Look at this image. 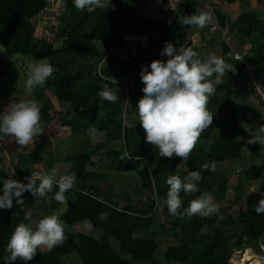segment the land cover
Instances as JSON below:
<instances>
[{
	"label": "trees",
	"instance_id": "1",
	"mask_svg": "<svg viewBox=\"0 0 264 264\" xmlns=\"http://www.w3.org/2000/svg\"><path fill=\"white\" fill-rule=\"evenodd\" d=\"M181 2L185 15L192 14L198 7V0ZM240 2L222 0L220 8L224 11L226 22L237 24L240 35L249 37L256 29L257 20L252 13L241 11ZM111 3L121 5L110 12L98 14L89 32L63 34L64 15L70 14L69 19L73 22L83 13L75 8L68 12L65 0H0V55L1 50L8 56L19 55L22 68L20 71L19 66H13L5 73L0 61V82L3 81L8 87L25 85V81L20 80L21 74L28 73L30 63L42 59L56 69L43 87H36L30 94L53 88L55 98L70 105L67 115L62 112L47 115L48 121L43 127V134L51 143L53 157L68 165L66 174H70L74 168L82 171L76 174V187L66 193V209L60 218L69 226L87 221L93 228L100 229L102 234L94 238L79 232L65 231L66 239L61 245L51 251L38 250L35 258L27 264H57L61 257L70 255L76 256L80 264H158L155 254L160 251L161 245L152 237H137L135 232L152 230L158 215H150L155 203L154 196L157 200L167 198V176L180 174L172 170L169 158L159 156V150L144 140L145 133L135 111V95L127 93L123 86L98 79L94 70L105 54L99 51L98 46L105 50H126L129 60H118V71L102 67L101 73L108 79L115 82L122 80L125 82L122 84L128 85L126 82L134 79V70L139 65L167 59V56L160 55L164 42L156 41L158 30L175 34L189 26L181 27L178 19L164 10H161L164 18L155 23L146 18L142 10L132 9L117 0H111ZM198 41L199 36L195 35L188 46L197 45ZM222 49L223 54H227L228 47L224 45ZM85 58H91L94 62L90 64L87 60L83 61ZM102 84L120 97L116 103L98 97L97 93L103 89ZM13 102L11 98H5L0 105V114ZM73 118L80 120L86 131L84 134L78 133ZM237 119L233 111L227 112L216 126L219 132L216 143L211 144L207 151L200 145L196 146L188 161L184 162L185 170L181 177L187 175L189 170H197L201 172L202 179L198 182L196 193H180L182 209L203 192L202 185L210 182L215 174L203 169V164L231 161L240 156L243 144L238 138ZM92 127L99 132L112 128L111 137L102 146L105 166L115 172L135 174L139 185L137 195L140 197L147 193L151 196V204H148L146 210L141 211L129 205L119 209L105 198L102 189L94 185L85 186L84 183L90 179L107 178L86 171V167L96 164L90 162L88 152H81L79 144L83 147L84 140L89 143L88 129ZM210 134L211 131L207 129L199 139L209 140ZM67 139L71 140L70 154L66 153ZM20 147L11 138L0 137V195H3L5 181H25L24 178L28 176L21 173L16 164L21 154ZM6 158L18 179L6 168ZM260 187L264 191V184ZM259 198L257 193H250L246 200V210L240 212L237 219L172 217L166 203H161L164 218L172 221L179 232L178 242L169 246L162 256L179 264H229L232 255L231 238L225 234L224 227L236 223L253 235L254 245L245 248L260 251L259 239L264 238V215H257L254 211ZM57 206V203L50 205L53 210ZM37 210L33 208L31 215L34 222L28 224L29 214L22 203H16L15 198L10 209H0V264H8L5 259L8 253L4 249L15 227L21 222L34 227L40 217ZM102 214L106 219L101 218ZM203 228L208 231L203 233ZM231 259V263L235 264V255ZM14 264L25 262L17 260Z\"/></svg>",
	"mask_w": 264,
	"mask_h": 264
},
{
	"label": "clouds",
	"instance_id": "2",
	"mask_svg": "<svg viewBox=\"0 0 264 264\" xmlns=\"http://www.w3.org/2000/svg\"><path fill=\"white\" fill-rule=\"evenodd\" d=\"M180 3L181 0H171L170 9L178 14L181 27L204 28L211 21V14L206 11L183 14L179 8ZM72 4L75 9L88 13L113 7L111 0H72ZM160 55L167 56V60H153L140 70L143 96L137 101L135 111L145 133L144 140L159 150V156L169 159L179 157L187 162L201 134L213 122L214 113L207 107L210 98L217 92V86L223 82L222 78L229 71L234 73L236 69L216 53L202 58L192 47L177 48L169 42H165ZM55 70L51 63L43 59L30 63L25 80L27 92L30 94L36 87H43ZM97 95L109 103H116L120 99L107 85ZM41 111L35 99H20L11 103L0 114V137L11 138L21 147L33 145L44 132L40 123ZM243 128L249 137L246 144L264 146V124L255 130ZM88 134L95 139L96 129L89 128ZM202 168L216 171L215 162L205 163ZM24 179L27 183L14 179L4 182L0 209H10L13 198L16 203H22L25 191L30 192L36 202L40 198L47 200L48 193L54 187L58 191L54 193L53 199L57 203L66 204V193L73 189L76 174H61L53 167L33 172ZM201 179V172L197 170H189L183 177L175 174L167 176L166 184L169 188L165 203L172 217L207 218L219 214L220 205L214 202L209 192H203L182 209L180 193H196ZM261 184L264 181H258L251 188V192L260 196L254 205L257 215H264V191H261ZM101 218L106 219V216L102 214ZM66 227V223L56 214L43 216L35 222L34 227L19 223L5 246L4 250L8 253L6 262L14 264L21 260L27 264L35 258L38 250L51 251L66 239Z\"/></svg>",
	"mask_w": 264,
	"mask_h": 264
},
{
	"label": "crops",
	"instance_id": "3",
	"mask_svg": "<svg viewBox=\"0 0 264 264\" xmlns=\"http://www.w3.org/2000/svg\"><path fill=\"white\" fill-rule=\"evenodd\" d=\"M118 2H124L129 5L132 9L135 10H142L145 14V17L148 18L151 21H154L155 23L159 22L164 18L161 10L166 11L168 14H172L174 17L178 19L177 16L174 15L173 12H171L167 5L171 4V0H117ZM242 2L245 0H241ZM257 3L264 1V0H256ZM164 2V3H163ZM240 2L239 7L242 12L245 8L244 5ZM199 6L196 8L194 12H200V11H206L211 14V21L204 27V28H197L195 26L186 28L183 32L185 38V41L182 42L181 46L183 47H192L195 51L199 52L201 54V57H206L207 55H211L213 53H216L223 57V59L228 62L232 63L236 71L233 73L229 71L225 77L222 78L223 82L217 86V92L215 95H213L210 98V102L207 105L208 110L213 115V122L209 126V130L211 131L210 139L209 140H201L199 139L196 146H201L207 151L209 149V146L211 144L216 143L219 132L217 129V125L225 118L226 113L233 111L234 114L237 116V122H238V130H239V140L242 142V150L241 154L238 158L233 160H226L221 163H215L216 165V171L214 172V176L216 177V180H210L211 182H207L204 185H202L201 189L203 192H209L212 194L214 198V202L220 205V210L218 215H213L214 217H222L224 219L227 218H234L237 219L240 212H244L246 210V200L247 197L251 192L252 186H254L258 181H264V169H262L263 163H264V146H259L258 144H246V140L249 138L248 133L244 131L243 127H247L249 129L255 130L259 125L264 124V113L262 108L259 106V104L256 102L254 98H252L247 91L245 90V86L248 82L249 75H253L257 78V81L261 82L264 85V20L259 22L257 20V26L256 29L252 32V34L249 37H243L238 32L239 26L237 24H228L225 19L224 11L220 8V5L222 3V0H198ZM182 2L179 5V8L182 11ZM253 7V6H252ZM252 7H250V12L245 13H252L254 16L256 15V12L254 9L252 10ZM256 18V17H255ZM236 25V28L233 30V34H239L238 38H234V40L231 41L230 32L228 26ZM228 33V37L230 38V41L228 44H225L223 42V31H226ZM199 36L198 44L196 45H189V41L195 36ZM228 47L227 54H223L222 46ZM175 46V45H174ZM180 46V47H181ZM177 47V46H175ZM179 48V46H178ZM99 51L105 52H118L119 54H122L126 58L128 57V51H118V50H112L107 49L105 50L104 47L98 46ZM237 53L239 56H241V61H236L233 59V53ZM115 57V56H114ZM110 58L106 66L104 68H114L116 71L119 70V62L115 58ZM93 61L91 58H85L82 59L83 61ZM19 55L16 56H8L6 55L3 50H1L0 55V61L3 64V70L4 72H8L13 66H17L16 62L19 61ZM165 59L164 61H166ZM147 64H141L134 70V79L131 81V92L135 96L134 106L136 107L137 101L143 96L142 88L144 87L143 83L140 80V70L142 66H146ZM109 66V67H108ZM150 70V69H149ZM137 73V74H136ZM137 76L138 79L135 77ZM13 87V86H12ZM17 87V86H16ZM5 88H8L6 83L3 81L0 82V105L2 104V101L7 98V92ZM25 89V87L23 88ZM30 99H35L37 102H41V125L42 127L45 126V124L48 121L47 115H52L55 112H62L64 115L68 113L69 111V103L68 102H61L58 101L54 94H53V88H49L45 91H37ZM74 126L76 127L78 133L84 134L86 131L84 127L81 125V122L77 118H73ZM112 128L109 127L105 131L99 132L96 131V139L95 144L91 149L95 150L100 146V149H102L103 142L108 140L112 135ZM98 135L102 139H98ZM242 137L243 139H240ZM39 144L41 145L40 148L42 150V156L53 158L55 161L53 164H45L44 160H41V157L39 155L34 157V154H31L32 159L23 160L24 153L23 147H20L21 154L16 159V164L18 166V169L23 174H29L28 171L36 172V171H43V170H50L53 167H56L59 172L62 171L63 168H65V172L63 174H66V167H68L67 163L61 162L58 158H54L52 155V147L51 143L48 141L47 137L42 133L39 137ZM100 143V144H99ZM25 148V147H24ZM29 149V148H27ZM91 150V151H92ZM97 151V150H96ZM66 153L70 154L69 150V139L66 141ZM94 153H89L88 156L90 158L91 163L98 164L99 166L104 165L105 162L103 161V149L101 151V155L98 156V160H94L96 157L92 158ZM43 161V162H42ZM47 161V160H46ZM103 162V163H101ZM170 166L174 172H182L185 170L184 168V161L181 160L179 157H173L170 159ZM98 166V167H99ZM11 167V166H9ZM89 168L86 167V171H92L100 175H104L106 177H109V181L104 179L101 180H95L90 179L89 181H86L84 184L85 186L94 185L102 189L105 198L114 206H116L119 209H122L124 206H132L136 209H139L141 211L146 210L148 204H151L149 201L151 196L147 193L143 194L142 196H138L137 193L135 195L130 194L131 186L132 189L139 188L138 181L134 183V185L128 186L127 180L120 181L116 179V182L113 183L114 187H118L117 189H120L121 191H126L127 193L131 195L132 199L127 196H121L125 195L118 191H109V183L112 182L113 176H117V178L124 176L125 178L129 177L130 175H135L133 172H115L112 169H110V173L106 174L105 172L96 171L95 169L88 170ZM109 169V168H108ZM11 172V175L15 178L16 175L14 174L12 168L9 170ZM62 173V172H61ZM214 178V177H213ZM18 179V178H17ZM18 181L22 183H26L27 181H22L18 179ZM76 186L73 187V189ZM130 187V188H129ZM127 188L126 190H124ZM58 191V188L54 187L53 191L48 193L47 200L44 198H40L38 202L34 201V197L30 194L24 197L22 194V206L26 210V212L29 214L28 219L32 217L34 222V217L31 215L33 208H37L39 212V219L42 218L45 215L49 214H55L56 211L59 212L60 216L66 209V204H60L57 203L54 199V193ZM201 192V194L203 193ZM112 194V196L119 197V199H113L109 194ZM200 194V195H201ZM136 196V197H135ZM123 197V198H122ZM136 199V200H134ZM154 207L152 208V211L150 212V215L158 214V209L161 211V214L163 212V208L161 207V203H165L166 198H161L159 200L156 199V196H154ZM147 202V203H146ZM57 203L58 206L56 209H51L50 205ZM50 204V205H49ZM62 211V212H61ZM159 215L156 216L158 218ZM210 217V216H209ZM155 221V220H154ZM87 222V221H84ZM82 222V223H84ZM81 224L82 226H78L77 231L73 232H79L84 235L92 236L96 238V235H94L92 232H95L93 230L94 228H90V226H86V224ZM77 225V224H76ZM75 226V225H74ZM74 226H70L73 227ZM232 227V226H231ZM87 228V229H85ZM230 228V227H228ZM153 226V230H154ZM146 230H138L137 232H145ZM155 231V230H154ZM97 233V232H95ZM93 234V235H92ZM259 244H261L260 251L263 253L260 257V259H255L253 261H250L248 263L239 260L236 261L235 264H264V238L259 239ZM252 252V248H250ZM258 251V252H260ZM255 254V253H254ZM258 255V254H255ZM260 256V255H258Z\"/></svg>",
	"mask_w": 264,
	"mask_h": 264
},
{
	"label": "rangeland",
	"instance_id": "4",
	"mask_svg": "<svg viewBox=\"0 0 264 264\" xmlns=\"http://www.w3.org/2000/svg\"><path fill=\"white\" fill-rule=\"evenodd\" d=\"M65 2L67 3L68 12L75 8V7H73L72 0H65ZM242 4L244 5L245 8H248V9H243L244 12H250L251 11L250 7L253 6L252 10L254 9L256 12L258 11L256 13V15H255L256 19H258L259 22L264 20V1H261V2L257 3L256 0H245V1L242 2ZM112 5H113V7H109L107 9H97V10H95L92 13H88L87 11H83V13H80L78 15V18L76 17L73 22L71 21V19H69L70 14L64 15V17H63V30H62L63 34H65V33L85 34V33L89 32L92 29V27L95 25L96 17H97L98 14L110 12L114 8H116L117 6H120L121 4L120 3H112ZM198 6H199V3H198ZM228 28H229V32L231 33L230 34L231 41L234 40V38H238L239 34L238 35L237 34H233V30H234V28H236V25L228 26ZM158 31H159V33H158V38H156V41H158V42L162 41V42H164V44H165V42H169V43H172L173 45L177 46V48H178V46L180 47L182 42L185 41L184 39H186L184 34L180 33V32H177L175 34H168V33L164 32L162 30H158ZM222 39H223V42L225 44H227L226 41L224 40V36H223ZM229 41H230V38H229ZM87 61L90 64L94 62V61H89V60H87ZM108 62H110L109 59H107L105 61L104 66H106V64ZM16 65L19 66V69L21 71L22 68H21L20 60L16 62ZM26 77H27V74H23L22 73L20 80L21 81H25ZM135 78L138 79L137 76ZM116 81H117V83L120 86L122 85V83L125 84V82H122V80H116ZM126 83L129 84L131 82L129 80ZM24 86L25 85H18L17 84V85H15L13 87L5 88V90L7 92V98H11L15 102L20 100V99H30L32 97V95L27 92L26 88L23 89ZM38 103H39L40 106H42L41 102H38ZM97 137H98V139H102L100 137V135H98ZM88 138H89V143H88V141L86 143V140H84L83 141V144H84L83 147H81V144H79L81 152L82 153H85V152L86 153L87 152L88 153H94L92 158L96 157L94 160H98V156L101 155L102 149H100V146L98 147V143H97V148L95 150H92L91 147L96 145L94 140H97V139H96V137H95V139H93L90 135H88ZM40 146L41 145L39 144V140L37 138L34 141L33 145L25 146V148L23 147V150H24V153H22L24 155L23 160H25V158H26V162H27V160L32 159L31 154H34V157L39 155L41 157V160H44L46 165L47 164H53L54 161H55L53 158H51V157L48 158L47 156L46 157L42 156V150H41ZM27 148H29V149H27ZM69 150L71 152V140H69ZM5 163H6V168L8 170H10L11 167H9L10 164H9V161H8L7 158L5 159ZM101 163H103V162H101ZM98 166H99L98 164H96V166H90L88 170L95 169L96 171L98 170V171H101V172H105L106 174L110 173V169H108L107 166H104V165L99 166V167ZM66 169H67V167H66ZM28 172H29V174L32 173V171H28ZM61 172L60 173L63 174V172H65V168H63ZM81 172H82L81 170H77V169L75 170V168L70 171V173H75V174L81 173ZM179 174L181 176L183 175L182 172H179ZM26 175H28V174H26ZM28 176H30V175H28ZM213 177H212V180H216V177L215 176H213ZM110 178H113V180H112V182L109 183V191L121 192V193L125 194V195L121 194V196H123V197L124 196L130 197L131 195H129V192H130V194L133 193V195L136 194L137 189H132V186H131V185H134V183L137 181V178L134 177V175H130L127 178H125L124 176L119 177V178H117V176H113V177H110ZM107 179H109V177H107ZM116 179L120 180V181L127 180L128 186H131V190L127 193L126 191L123 192L120 189H117L119 186L118 187H114L113 183L116 182ZM74 186H76V184H74ZM126 189L127 188H125L124 190H126ZM24 194H23L24 197H26L27 195L28 196L30 195V192L25 191ZM109 195L113 199H119V197L112 196L111 193ZM130 198L132 199V197H130ZM134 200H136V199H134ZM158 212H159L158 213L159 217L155 218V221H154V228H155L154 230L155 231L153 230V227H152V230H147V231L142 232V233L141 232H137V233H135V236L141 237V238H150V237H152L161 245L160 246V251L156 252V254H155V258L158 260V264H179L177 262L169 261V260L165 259L162 256V253L164 251H166L169 246L174 245V244H176L178 242L179 232H178L177 228L174 226L172 221L166 220L164 218V215L161 214V211H159V209H158ZM55 214L60 217L59 212L56 211ZM214 216H210V217H207V218H209V219L217 218V217H214ZM32 222H33V219H32V217H30L28 219L27 223L30 224ZM82 224H86V226H90V224L88 222H84ZM78 226H82V225L81 224H77V225H75L73 227V229H72V227L67 225L65 231L73 233V231H77L78 230ZM90 228H91V226H90ZM224 228H225V231H226L225 234L229 238H231V247H232V256L231 257H233L235 255V262L236 261L238 262L239 260H241V261H244V262L248 263L250 261H253L255 259H260V257H262L261 255H263V253L261 251L258 252L255 248H252V252H251L250 248H245L246 246L254 245V241H252V238H253L252 233H249L245 228L243 229L241 224L236 223L234 226H232L230 228H228V227H224ZM85 229H87V228H85ZM93 230H95V232H97V233L92 232L94 235H96V238H99L102 235L100 229L94 228ZM201 231L203 233H206L208 230H207V228H203ZM254 253L258 254L260 256L255 255ZM263 261H264V259H263ZM57 264H80V262H79V260L77 259L76 256L70 255V256L61 257L58 260ZM138 264H151V263H149V262H140Z\"/></svg>",
	"mask_w": 264,
	"mask_h": 264
},
{
	"label": "built area",
	"instance_id": "5",
	"mask_svg": "<svg viewBox=\"0 0 264 264\" xmlns=\"http://www.w3.org/2000/svg\"><path fill=\"white\" fill-rule=\"evenodd\" d=\"M168 9L174 13L175 16L178 17V14L174 11H172L170 9V4L167 5ZM190 15V14H189ZM223 36H224V40L226 41V43L228 44L229 42V37L227 36L228 33L227 31H224L222 32ZM115 56V57H114ZM115 58L116 60H129L128 58H126L125 56H123L122 54H119L118 52L116 51H108V52H105V54L103 55V57L99 60L98 64L96 65V68L94 70V74L98 77V79L100 80H104V81H107V82H111V83H115V84H118L117 82L111 80V79H108L106 77H104L101 73V68L102 67H105L104 66V63L107 59H110V58ZM238 58L241 59V56H239L237 53H233V59L236 60V61H241V60H238ZM119 85V84H118ZM105 85L102 84V87H104ZM121 86H123L126 90V92L130 93L131 92V89H132V86L131 84H128V85H124L122 84ZM245 90L247 91V93L256 100V102L259 104V106L262 108L263 110V113H264V85L257 81V78L253 75H249V79H248V82L245 86ZM260 247L261 244H259ZM263 248V247H262ZM238 253V252H237ZM232 256V255H231ZM232 257H230L229 259V264H233L231 263V259Z\"/></svg>",
	"mask_w": 264,
	"mask_h": 264
}]
</instances>
